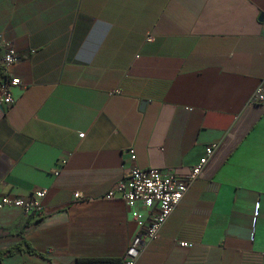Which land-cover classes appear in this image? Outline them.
<instances>
[{
    "label": "crops",
    "instance_id": "obj_1",
    "mask_svg": "<svg viewBox=\"0 0 264 264\" xmlns=\"http://www.w3.org/2000/svg\"><path fill=\"white\" fill-rule=\"evenodd\" d=\"M0 34L19 56L0 53V84L20 79L0 193L48 189L41 212L0 214V251L23 247L0 264L122 260L140 227L102 196L133 165L185 175L212 144L136 264H264V0H0Z\"/></svg>",
    "mask_w": 264,
    "mask_h": 264
},
{
    "label": "built area",
    "instance_id": "obj_2",
    "mask_svg": "<svg viewBox=\"0 0 264 264\" xmlns=\"http://www.w3.org/2000/svg\"><path fill=\"white\" fill-rule=\"evenodd\" d=\"M0 53L6 69L19 60L13 42L5 39L1 34ZM19 84V78H7L0 84V105H12L15 102L12 89ZM250 101L264 105V84L257 87ZM216 148L217 144L206 147L205 154L185 175L177 173L173 168H142L133 165L128 176L117 182L102 196L108 200L119 197L126 202L131 208L133 220L140 227L139 233L133 238L123 257V264H136L148 245L159 238L163 226L184 198L191 184L201 176ZM128 153L131 160L135 161L137 157L135 149L129 148ZM47 192V188L34 190L28 195L1 192L0 214L11 209H18L25 215L41 212L43 198ZM73 197L76 201L93 199L81 191H75ZM139 208L147 209L148 214L143 213Z\"/></svg>",
    "mask_w": 264,
    "mask_h": 264
},
{
    "label": "trees",
    "instance_id": "obj_3",
    "mask_svg": "<svg viewBox=\"0 0 264 264\" xmlns=\"http://www.w3.org/2000/svg\"><path fill=\"white\" fill-rule=\"evenodd\" d=\"M26 243V242H25ZM27 251L34 254H39L35 251V249L29 245L28 243L25 244ZM23 250L22 245H16L14 247L1 250L0 251V261L9 255L14 254L17 251ZM77 264H123V259H115V258H78Z\"/></svg>",
    "mask_w": 264,
    "mask_h": 264
},
{
    "label": "water",
    "instance_id": "obj_4",
    "mask_svg": "<svg viewBox=\"0 0 264 264\" xmlns=\"http://www.w3.org/2000/svg\"><path fill=\"white\" fill-rule=\"evenodd\" d=\"M263 18V14L261 15V19ZM145 105H146V102L144 101V102H142V105H141V107L142 108H144L145 107Z\"/></svg>",
    "mask_w": 264,
    "mask_h": 264
}]
</instances>
